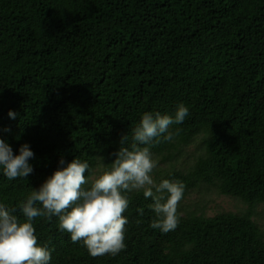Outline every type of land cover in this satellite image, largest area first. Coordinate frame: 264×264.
<instances>
[{"label":"trees","instance_id":"16d2710c","mask_svg":"<svg viewBox=\"0 0 264 264\" xmlns=\"http://www.w3.org/2000/svg\"><path fill=\"white\" fill-rule=\"evenodd\" d=\"M181 103L189 115L170 126L173 139L150 149L170 165L157 184L186 185L177 228L153 229L152 198L134 190L126 248L93 257L58 217H37L50 264H264L253 220L264 204V0H0V139L14 155L23 144L34 153L25 178L0 168V203L19 219L20 202L55 170L79 157L89 188L122 136L130 148L144 112L174 116ZM195 143L193 163L176 169ZM210 187L248 209L206 217L184 205Z\"/></svg>","mask_w":264,"mask_h":264},{"label":"clouds","instance_id":"9594fccd","mask_svg":"<svg viewBox=\"0 0 264 264\" xmlns=\"http://www.w3.org/2000/svg\"><path fill=\"white\" fill-rule=\"evenodd\" d=\"M188 115L189 109L183 103L177 106L174 116L144 112L133 129L130 148L122 146L129 139L122 136L115 160L102 168L89 188H85L89 183L85 173L90 165L76 157L20 202L23 220L13 214L15 208L0 203V264H50L51 251L47 245L39 244L35 234L33 221L37 217H58L59 230L70 234L73 243L82 241L93 257L119 254L126 248L128 219L123 214L130 203L127 193L134 190H143L146 199L152 198L149 207L155 218L150 226L165 234L174 231L186 185L168 179L156 184L151 174L157 161L150 149L154 142H160V137L171 141L170 126L182 124ZM15 116L10 110L9 117ZM33 157L28 144L21 145L19 154L14 155L11 146L0 139V168L8 180L30 175L33 168L29 160ZM64 163L61 159L60 164Z\"/></svg>","mask_w":264,"mask_h":264},{"label":"rangeland","instance_id":"374dc122","mask_svg":"<svg viewBox=\"0 0 264 264\" xmlns=\"http://www.w3.org/2000/svg\"><path fill=\"white\" fill-rule=\"evenodd\" d=\"M198 155L197 153V143L189 146L184 151V156L182 159L175 165L176 169H186L188 164L191 165L194 161V158ZM157 161V167L152 172V178L157 184L156 178H160L161 173L165 175L164 170L166 167L169 168V164L162 162L161 158L155 159ZM100 174V169L95 171V174L92 176V180ZM185 206H191L192 208L197 207L200 209L206 217H214L219 213H244L248 209V206L244 203L238 201L235 198L220 195L213 188H202L201 191L192 192L186 200H184ZM256 216L253 218L255 223L259 225L264 233V204L259 205L255 209Z\"/></svg>","mask_w":264,"mask_h":264}]
</instances>
